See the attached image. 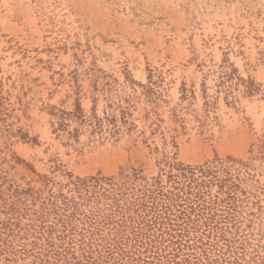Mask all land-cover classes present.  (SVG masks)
<instances>
[{
  "label": "rangeland",
  "instance_id": "obj_1",
  "mask_svg": "<svg viewBox=\"0 0 264 264\" xmlns=\"http://www.w3.org/2000/svg\"><path fill=\"white\" fill-rule=\"evenodd\" d=\"M0 264H264V0H0Z\"/></svg>",
  "mask_w": 264,
  "mask_h": 264
},
{
  "label": "trees",
  "instance_id": "obj_2",
  "mask_svg": "<svg viewBox=\"0 0 264 264\" xmlns=\"http://www.w3.org/2000/svg\"><path fill=\"white\" fill-rule=\"evenodd\" d=\"M253 82L249 81L248 84V91H253L254 86L252 84ZM177 169L180 171V175L186 179L189 180L191 182L196 183V186L200 185L201 183H199V180L197 178H195V176H197L198 174H200V177H213L216 178V172H213V170L211 168H199V169H193V168H183L181 166H178ZM95 183L97 185H99V181H95ZM203 183V182H202ZM83 186L85 187V184H83Z\"/></svg>",
  "mask_w": 264,
  "mask_h": 264
}]
</instances>
